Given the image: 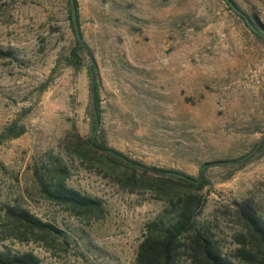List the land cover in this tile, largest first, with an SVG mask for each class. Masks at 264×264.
I'll return each instance as SVG.
<instances>
[{
	"label": "rangeland",
	"instance_id": "374dc122",
	"mask_svg": "<svg viewBox=\"0 0 264 264\" xmlns=\"http://www.w3.org/2000/svg\"><path fill=\"white\" fill-rule=\"evenodd\" d=\"M69 0H0V130L20 119L26 132L0 144V247L32 251L43 264H136L143 225L168 204L151 188L129 191L123 164L84 157L77 143L90 132L88 64L100 81L108 145L146 166L209 184L200 222H213L224 253L238 247L234 201L249 199L264 216V154L227 176L210 165L243 157L264 135V48L224 0H78L90 51L80 72L60 51L72 38ZM264 22V0H236ZM54 157L70 170L67 184L99 198L101 217L75 214L44 198L33 172ZM209 163V164H208ZM19 204L69 235L48 249L4 234V204ZM237 264H253L235 259Z\"/></svg>",
	"mask_w": 264,
	"mask_h": 264
},
{
	"label": "trees",
	"instance_id": "16d2710c",
	"mask_svg": "<svg viewBox=\"0 0 264 264\" xmlns=\"http://www.w3.org/2000/svg\"><path fill=\"white\" fill-rule=\"evenodd\" d=\"M74 1L82 41L75 35L69 10L68 19L72 38L60 51L57 62L63 61L75 72H80L85 65V58L90 57V51L83 38L78 0ZM231 1L249 18L256 30L250 29L244 18L224 1L226 8L238 22L244 25L246 32L264 48V22L257 15L246 12L236 0ZM0 58L13 59L16 55L13 49L0 48ZM88 78L89 101L86 112L91 118L92 132L86 139L77 143L79 154L91 157V154L97 153L111 162L125 165L130 169V173L120 178L123 188L133 192L139 188L149 187L154 190L158 198H162L168 204L165 209L144 223L135 252L136 264H237L235 259L264 264V216L259 212L257 205L249 199L234 201L232 206L233 217L241 226V230L234 235L238 247L233 254L223 252L213 222L198 221L197 215L206 202V197L202 196L201 191L209 184L206 176L207 164L202 165L197 178L192 177L198 180L196 183L167 175L166 169L162 167L146 166L130 159L141 166L131 164L109 153L108 150L112 149L122 154L108 145L103 129H98L102 110L96 65L88 64ZM25 132V124L20 119H14L0 130V144L8 139L18 138ZM258 143L243 157L209 163L232 167L227 174L231 176L236 170L243 168L247 162L264 154V135ZM41 168L35 167L33 176L37 189L44 198L64 205L75 214L96 217L103 215L104 205L99 198L86 196L67 184L70 170L62 158L54 157L52 164L43 165ZM2 216L5 220L4 237L9 236L20 242L32 240L48 249H65L69 244V235L64 229L53 222L41 219L19 204H4ZM0 264L43 263L32 251H12L3 246L0 247Z\"/></svg>",
	"mask_w": 264,
	"mask_h": 264
},
{
	"label": "water",
	"instance_id": "95a60500",
	"mask_svg": "<svg viewBox=\"0 0 264 264\" xmlns=\"http://www.w3.org/2000/svg\"><path fill=\"white\" fill-rule=\"evenodd\" d=\"M229 7H231L236 13L240 14L244 20H245V23L246 25L252 29L253 31L256 30L255 26L253 25V23L249 20V18L231 1V0H224ZM69 5H70V15H71V20H72V25H73V29H74V32H75V35L77 37L78 40L82 41V38H81V33H80V28H79V24H78V20H77V13H76V7H75V1L74 0H69ZM259 145V143L256 145V147ZM255 147V148H256ZM109 153L125 160L126 162L128 163H131V164H135V165H139L137 163H134L132 162L129 158H127L126 156L120 154V153H117L115 152L114 150L112 149H109L108 150ZM141 166V165H139ZM165 173L167 175H172V176H176V177H181L183 179H186V180H189V181H192V182H198V180H195L193 179L192 177L184 174V173H181L179 171H175V170H166Z\"/></svg>",
	"mask_w": 264,
	"mask_h": 264
}]
</instances>
